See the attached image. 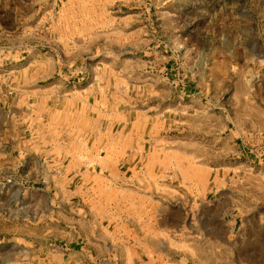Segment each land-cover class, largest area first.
<instances>
[{"label":"rangeland","instance_id":"374dc122","mask_svg":"<svg viewBox=\"0 0 264 264\" xmlns=\"http://www.w3.org/2000/svg\"><path fill=\"white\" fill-rule=\"evenodd\" d=\"M101 55L103 105L51 114ZM66 190L124 264H264V0H0V264L75 234Z\"/></svg>","mask_w":264,"mask_h":264},{"label":"crops","instance_id":"0c3cea01","mask_svg":"<svg viewBox=\"0 0 264 264\" xmlns=\"http://www.w3.org/2000/svg\"><path fill=\"white\" fill-rule=\"evenodd\" d=\"M108 12H103V16L107 18ZM130 16L133 17L134 21H137V27H134L136 29L134 33L136 32H143L145 29H147L149 26L141 27L143 24H145L142 20L143 16L149 20L150 12H129ZM128 13V14H129ZM124 15L125 12H114L113 18L115 19L116 23V32L121 34L123 32V27H121L124 23ZM119 19H121V22H118ZM136 19V20H135ZM106 25V23L104 24ZM106 29V28H105ZM104 26H103V33H104ZM106 32V31H105ZM118 41V40H117ZM150 43V42H149ZM150 45V44H149ZM123 44L119 41V44L117 43V48L122 49ZM60 63V62H59ZM64 63V62H63ZM56 63L52 64L55 65ZM50 65V64H49ZM56 70V69H55ZM54 70V71H55ZM84 77L83 81L78 84H75L73 86H68V88H62L66 86L65 82L60 81L57 86L59 88H56L57 91L54 92L52 95L49 93H46L48 96L47 105L49 106L51 114H54L56 112H64L65 114H73L80 117L83 115L85 119L87 116L90 115V107H91V97H97L100 98V102L103 105V55L96 56L94 60L91 61L90 64H88L87 67L84 68ZM163 75H167V79L170 80V77H176L173 79L175 82L178 80H181L182 75L178 72L175 74L173 72V68H167L165 67L163 69ZM63 76L61 79H66ZM178 85V83H177ZM44 91V90H42ZM45 92V91H44ZM50 101H53V105H49ZM103 114V110L101 111ZM90 118V117H89ZM71 140V139H70ZM69 141H57L54 142L52 139L40 137L36 138L34 142L31 140L27 141H19L16 144L23 145L29 143L30 145L39 146L38 148H35V150L27 149L25 150L26 153H32L33 151H38L36 153H39L38 155L41 156V158L47 157L49 155H58V149L55 148H47L46 145H56V144H64L68 145L70 144ZM73 140V139H72ZM51 141V142H50ZM76 141H79L76 140ZM74 143H76L73 140ZM79 144H82L81 141H79ZM86 150V149H84ZM77 157L75 160H93L96 159L95 154L93 152H86L82 153L81 151H76ZM81 155V156H78ZM76 173V172H75ZM53 191V190H52ZM79 191V190H76ZM65 192L69 193L68 198L69 200L64 201H52V205H63L66 207H71L74 210L73 217L70 219V223L74 225L75 234L73 236L64 235V233L60 236H58L55 241H59V243H47L46 245H43L40 250H37V252L34 254L33 263L34 264H124L125 259H127V255L124 256V254L118 249V244L115 243V241H118L117 237L104 235L103 238H100L99 242L93 243L91 236L87 235L86 233L83 234V229L81 230V225H84L85 220L83 216H80L79 207L76 201H73L72 190H66ZM39 203V202H38ZM37 207H40L39 204H36ZM72 221V222H71ZM78 229H80V232H78ZM68 234H70V231H67ZM65 233V234H67ZM98 240V239H97ZM103 241V244H102ZM108 243L110 246H113L111 249H108ZM112 244V245H111ZM131 258L134 262V257L131 252ZM136 263H139V256H136L135 259Z\"/></svg>","mask_w":264,"mask_h":264}]
</instances>
